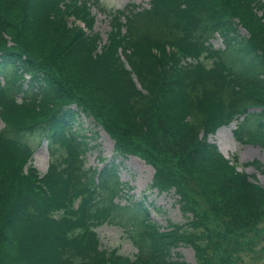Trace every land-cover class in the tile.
Instances as JSON below:
<instances>
[{
    "label": "trees",
    "instance_id": "trees-1",
    "mask_svg": "<svg viewBox=\"0 0 264 264\" xmlns=\"http://www.w3.org/2000/svg\"><path fill=\"white\" fill-rule=\"evenodd\" d=\"M64 1L0 0V264H190L173 252L184 244L213 251L218 234L205 214L223 220L221 239L259 228L263 189L238 173V158H224L210 137L242 120L246 129L236 137L248 132L247 141L264 150L262 1L152 0L141 12L100 7L112 17L130 14L119 24L125 33L111 36L101 53L81 28L65 24L74 17L88 29V5L71 0L62 8ZM216 37L224 50L213 47ZM203 55L216 66L197 63ZM104 102L114 105L106 112L111 122L95 112ZM84 116L115 142L102 168L85 166L99 131L85 127ZM29 137L37 146L46 141L54 162L65 160L60 171L51 165L50 178L39 180L32 167L20 173L34 152ZM142 141L177 159L192 181L174 188L186 223L170 222L169 233L159 232L148 201H135L120 177L133 147L153 158ZM167 173L159 171L150 185L159 195L176 176ZM104 224L127 228L139 255L103 249L96 228ZM239 252L227 250L230 259Z\"/></svg>",
    "mask_w": 264,
    "mask_h": 264
},
{
    "label": "rangeland",
    "instance_id": "rangeland-1",
    "mask_svg": "<svg viewBox=\"0 0 264 264\" xmlns=\"http://www.w3.org/2000/svg\"><path fill=\"white\" fill-rule=\"evenodd\" d=\"M264 4V0H261ZM71 2V0H65L62 2L60 7L66 3ZM82 3L88 5L89 8V17L93 21L92 25H86L84 22L77 21L74 17L69 18L68 22L65 23L69 28L79 27L87 35L88 39L91 42H95L96 53H101L105 50V46L108 42L111 41V36H121L125 33L119 24H125L128 21L130 14H116L114 17L110 16L109 13L102 12L100 7L107 10H120L126 11L127 8H132L135 11L141 12L142 9H149L152 0H81ZM136 12V14L138 13ZM135 15V14H133ZM261 16V14H258ZM133 17V16H132ZM53 21L60 24L57 19ZM116 21V22H114ZM115 26V27H114ZM115 28V29H114ZM121 33V34H120ZM242 33V31H241ZM245 33V32H243ZM109 40V41H108ZM213 47L216 49L224 50L223 42L220 38L216 37V40H211ZM15 41H10L9 45H14ZM168 50V49H167ZM121 55V52H120ZM118 54V57H121ZM190 60L185 59L184 62L187 63ZM202 63L207 69L212 68V65L216 66V61L214 58L205 55L201 56L197 63ZM1 79V78H0ZM87 103L91 104V100L84 94ZM112 102V101H111ZM108 106L111 103L104 102L102 104V109L96 110L95 112L103 118L105 122H111L109 116L106 117V112L108 114ZM90 120L86 117H82V121L85 122V127H88L91 130L99 131V139L96 144L99 146L94 150L89 152L86 156L85 166L87 168H102L105 163L113 158L115 151V142L113 139L104 132V129L94 127V120L89 116ZM93 125H92V123ZM242 123V120H239L237 123H233L229 127H223L216 131L215 134L211 135V143L217 146L218 151L226 158L227 160L234 161L235 158H238V163L235 165V170L240 172H245L250 182H252L258 188L263 189L264 191V150L250 141H247L250 138V135L246 133L243 134V138L238 139L235 135V132L245 127L239 126ZM243 126V125H242ZM4 127V123L0 120V129ZM115 130L120 134L119 128L116 126ZM67 133H64L66 135ZM63 136V135H61ZM121 139V137H120ZM29 144L33 147V154L30 155L27 159L31 167L38 172L43 178H48L50 176V167L54 163L57 170H61L64 166L65 160L60 163L54 162L51 154H49L47 142H43L42 145L37 146L36 143L31 142L32 138L28 139ZM245 140V141H244ZM249 140V139H248ZM132 141H138L135 137ZM128 144L125 142L124 144ZM142 149L145 150L153 158L145 156V154L140 153L139 150H136L134 154L129 155L126 159L122 160V163L119 167L120 177L122 182L127 183V188H131L129 195L133 196V199L142 200L143 197L148 201L147 204L151 208V220L155 221L158 226H160L159 232L169 233L168 227L170 222L185 224L186 220L181 213V209L177 200L178 196L175 194V186L181 187V189H186L188 185L192 184V181L189 178L183 177V170L177 159H174L171 156L160 155L153 151V147L150 145L146 146L142 141ZM36 144V146L34 145ZM130 147V146H129ZM14 150L20 153V150L13 147ZM69 159V157H67ZM145 159V160H144ZM118 163L120 161H117ZM24 170H27L25 172ZM159 171L165 172H175V178L171 176L172 182L171 186L166 185L167 192L158 195L156 190L150 188V185L153 182V179ZM182 172V175L179 174ZM22 175L29 173V167L20 170ZM3 175H0V181L3 180ZM50 178V177H49ZM185 178V179H184ZM64 183V182H63ZM182 183H185L182 185ZM65 185V184H64ZM66 188L63 191H59L60 196H65ZM121 200V199H120ZM127 199L123 196L122 202L124 203ZM154 207H157L161 211H155ZM200 211H203L201 208ZM204 213V212H203ZM205 220L208 224V227L213 230L214 234H218V239L213 241V251L202 252L198 249H194L191 246L182 245L174 250L173 256L174 260L183 261L190 264H264V216L263 220L259 223V228L256 230H246L243 229L239 232L229 234L225 239L220 237L225 234V224L219 215L216 214H205ZM125 223V221H122ZM96 234L98 242L101 244L103 249L108 251H118L120 255L128 256L131 259H135L139 255L138 248L133 244L132 240L129 237L127 228L122 225L115 224H104L96 228ZM253 246V247H252ZM239 249L240 252L237 255H233V258L230 259V254L227 253V250ZM155 264V263H152Z\"/></svg>",
    "mask_w": 264,
    "mask_h": 264
}]
</instances>
